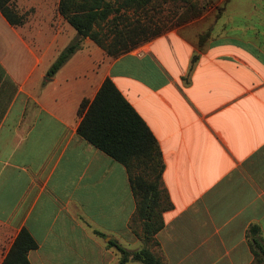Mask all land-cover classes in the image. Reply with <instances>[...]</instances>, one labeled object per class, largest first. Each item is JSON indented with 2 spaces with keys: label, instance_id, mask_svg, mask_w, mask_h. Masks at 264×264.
<instances>
[{
  "label": "crops",
  "instance_id": "1",
  "mask_svg": "<svg viewBox=\"0 0 264 264\" xmlns=\"http://www.w3.org/2000/svg\"><path fill=\"white\" fill-rule=\"evenodd\" d=\"M193 1L198 18L116 58L81 40L51 77L77 38L59 0H14L20 27L0 13V264L22 230L30 264H118L117 247L164 264H264V2ZM108 79L161 152L154 236L126 169L77 134L81 102Z\"/></svg>",
  "mask_w": 264,
  "mask_h": 264
},
{
  "label": "trees",
  "instance_id": "2",
  "mask_svg": "<svg viewBox=\"0 0 264 264\" xmlns=\"http://www.w3.org/2000/svg\"><path fill=\"white\" fill-rule=\"evenodd\" d=\"M57 12L77 38L59 54L47 72L49 77L80 49L83 39L91 40L108 56L116 58L162 35L167 21H173V27L183 25L198 18L201 9L193 0H59ZM0 13L13 27L25 23L26 18L18 13L14 0H0ZM206 38L207 35L201 36L200 44ZM78 116L81 120L77 134L126 169L137 214L144 221L147 234L154 236L163 228L161 214L167 207L163 205L161 189L164 164L152 133L109 79L92 102H81ZM36 249L34 239L22 230L2 264H30L28 253ZM117 250L121 255L118 264L129 260L164 264L147 249ZM254 256L257 258L258 253L254 252Z\"/></svg>",
  "mask_w": 264,
  "mask_h": 264
},
{
  "label": "rangeland",
  "instance_id": "3",
  "mask_svg": "<svg viewBox=\"0 0 264 264\" xmlns=\"http://www.w3.org/2000/svg\"><path fill=\"white\" fill-rule=\"evenodd\" d=\"M262 1H263V0H262ZM263 2H264V1H263ZM28 13H29V12H28ZM154 14H155V13H154ZM166 14H167V13H165V14L162 15V16L164 17V16H166ZM22 15L26 18L25 14H22ZM152 16H153V14H152ZM156 17H157L156 19H160V16H159V15H156ZM156 19H155V20H156ZM166 21H167V20H166ZM172 24H173V21H171V22L167 21V23H165L164 27L166 28V31L170 30V29L173 27ZM69 28L72 30V32H75L71 27H69ZM166 31H165V32H166Z\"/></svg>",
  "mask_w": 264,
  "mask_h": 264
}]
</instances>
